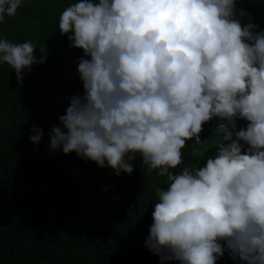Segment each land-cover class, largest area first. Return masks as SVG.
I'll use <instances>...</instances> for the list:
<instances>
[{"label":"clouds","instance_id":"clouds-1","mask_svg":"<svg viewBox=\"0 0 264 264\" xmlns=\"http://www.w3.org/2000/svg\"><path fill=\"white\" fill-rule=\"evenodd\" d=\"M24 2L0 0V24ZM236 3L76 0L59 17V34L85 57L83 95L71 97L49 146L117 176L131 174L139 156L145 175L165 178L145 241L160 264H217L225 251L264 264V30ZM45 58L32 41L0 38V64L18 83ZM213 119L222 137L215 154L171 171ZM240 119L246 128L233 131ZM31 131L39 144L42 132Z\"/></svg>","mask_w":264,"mask_h":264},{"label":"trees","instance_id":"trees-1","mask_svg":"<svg viewBox=\"0 0 264 264\" xmlns=\"http://www.w3.org/2000/svg\"><path fill=\"white\" fill-rule=\"evenodd\" d=\"M75 2L25 0L0 24V38L32 41L37 59L41 53L46 57L20 83L7 64H0V264H160L145 241L155 189L167 186L165 178L145 175L139 156L131 162V174L117 176L49 146L50 131L61 127L59 117L71 97L83 95L77 64L85 57L58 27L63 10ZM236 10L247 13L257 31L264 30V0H237ZM247 123L237 120L233 131ZM33 126L42 132L39 144L29 140ZM202 128L197 151L186 142L182 163L171 171L202 166L215 154L222 138L218 121ZM217 264L245 262L225 251Z\"/></svg>","mask_w":264,"mask_h":264}]
</instances>
